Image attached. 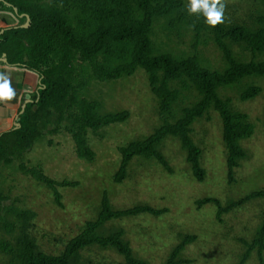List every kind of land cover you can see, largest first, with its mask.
Listing matches in <instances>:
<instances>
[{
	"label": "trees",
	"instance_id": "obj_1",
	"mask_svg": "<svg viewBox=\"0 0 264 264\" xmlns=\"http://www.w3.org/2000/svg\"><path fill=\"white\" fill-rule=\"evenodd\" d=\"M243 2L249 6L245 17L237 9ZM189 4L190 0H0V9L13 12L20 20L17 25H11L3 19L8 27L0 32V58L34 70L40 77L33 101L26 102L24 111H20L19 127L0 134V180L4 165L23 159L43 129L59 126L66 117L72 122L69 130L77 157L91 161L94 153L87 145L84 129L96 131L123 122L128 112H101L100 102L81 94L79 89L90 79L117 80L143 69L158 99L164 124L145 140L119 149L122 161L114 175L115 181L124 179L127 164L134 157H159L155 145L167 136L181 138L195 178L204 181L206 172L201 166V150L190 138L189 126L211 107L223 121L228 172L233 181L235 170L246 157L241 141L252 137L254 125L246 114L232 110L223 101L220 90L238 85L244 78H264V0H236L235 9L224 0L223 21L216 26L207 24L202 12L190 14ZM157 27L169 42L181 47L163 50L153 39ZM203 39L214 41L222 54V67H212L202 58L199 45ZM235 48H240L241 53H236ZM187 90L196 92L192 105L176 106L181 92ZM260 92V87L249 86L242 91L241 98L251 100ZM20 168L51 186L56 200L60 199L52 181L41 170L23 161ZM3 199L0 191V203ZM253 199H264V188L224 208L215 199H205L200 204H215L220 216ZM165 213L167 210L148 205L113 211L105 196L95 222H87L83 232L68 241L58 256L40 251L27 237L28 222L34 214L23 213L19 217L22 231L26 226L25 234L16 245L3 243L0 254L3 251L9 255V264H76L75 259L82 250L97 246L113 249L123 258L121 264H149L134 256L122 238V230L108 235H98L97 230L112 220L142 214L158 217ZM195 240L194 236L183 237L165 264L188 263L180 256ZM242 243L245 251L238 264H246L255 249L264 264L261 255L264 223L250 242Z\"/></svg>",
	"mask_w": 264,
	"mask_h": 264
},
{
	"label": "rangeland",
	"instance_id": "obj_2",
	"mask_svg": "<svg viewBox=\"0 0 264 264\" xmlns=\"http://www.w3.org/2000/svg\"><path fill=\"white\" fill-rule=\"evenodd\" d=\"M235 2L227 0V5L235 9ZM237 9L244 17L249 12V6L244 2ZM3 19L11 25L20 21L13 12L0 9V27H8ZM153 39L166 51L181 47L169 42L158 27ZM235 51L241 53L240 48ZM199 52L212 67H222V54L212 39H203ZM35 74V82L25 83L28 85L24 89L27 98L22 99L21 108L26 101H33L39 88V73ZM249 86L260 87L261 92L254 99L244 101L241 94ZM79 91L98 100L101 112L127 111V119L96 131L84 129L87 145L94 153L91 161L77 157L69 130L72 122L66 117L59 126L43 129L23 159L3 166L0 247L5 242L16 245L26 227L22 231L19 216L32 213L34 217L28 222L27 237L45 254L61 255L68 241L82 233L87 222H95L106 196L113 211L142 205L167 210L158 217L142 214L112 220L97 230L98 235L122 230L123 240L128 242L138 259L149 264H165L183 237L194 236L196 240L180 256L189 261L184 264H238L245 251L242 241L250 242L264 223V199L246 201L220 216L215 204L201 205L200 202L215 199L224 208L264 188V78H244L240 84L220 90L223 101L232 110L246 114L254 125L252 137L241 141L246 157L235 170L233 181L228 172L223 121L211 107L189 126V136L201 150V166L206 172L204 181L195 178L181 138L167 136L155 145L159 157H134L127 164L124 179L116 182L114 175L122 161L119 149L131 142L145 140L164 124L158 99L152 93L143 69L117 80L90 79ZM195 95V90L181 92L176 106L192 105ZM21 108L16 107L9 116L8 130L19 127ZM22 161L27 166H35L52 181L60 195L58 201L51 186L24 173L20 168ZM261 255L264 261V253ZM9 260V255L2 251L0 264H9ZM75 260L76 264H121L124 261L113 249L97 246L82 250ZM246 264H261L256 249Z\"/></svg>",
	"mask_w": 264,
	"mask_h": 264
},
{
	"label": "crops",
	"instance_id": "obj_3",
	"mask_svg": "<svg viewBox=\"0 0 264 264\" xmlns=\"http://www.w3.org/2000/svg\"><path fill=\"white\" fill-rule=\"evenodd\" d=\"M2 28L5 27H0V32ZM34 72L35 71L27 69L24 66L10 64L4 57L0 58V74L4 75L9 80L10 86L15 93L11 100L4 101V105H7L6 107H4V105L2 106V101H0V134L9 129L11 113L16 110V107L20 109L23 105L22 101L24 99L26 100L27 94L24 89L25 86L28 87V85H25V83L27 81L31 83L36 81V72Z\"/></svg>",
	"mask_w": 264,
	"mask_h": 264
},
{
	"label": "clouds",
	"instance_id": "obj_4",
	"mask_svg": "<svg viewBox=\"0 0 264 264\" xmlns=\"http://www.w3.org/2000/svg\"><path fill=\"white\" fill-rule=\"evenodd\" d=\"M224 0H190L188 11L192 13L202 12L206 23L216 26L223 21ZM15 93L9 80L0 74V101L11 100Z\"/></svg>",
	"mask_w": 264,
	"mask_h": 264
},
{
	"label": "water",
	"instance_id": "obj_5",
	"mask_svg": "<svg viewBox=\"0 0 264 264\" xmlns=\"http://www.w3.org/2000/svg\"><path fill=\"white\" fill-rule=\"evenodd\" d=\"M26 102H27V101H26ZM25 106H26V103L24 104V106H23V108H22L21 112H23V111H24V108H25Z\"/></svg>",
	"mask_w": 264,
	"mask_h": 264
}]
</instances>
